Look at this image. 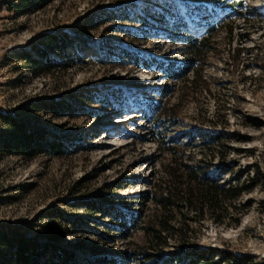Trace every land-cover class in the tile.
Masks as SVG:
<instances>
[{
    "label": "rangeland",
    "instance_id": "374dc122",
    "mask_svg": "<svg viewBox=\"0 0 264 264\" xmlns=\"http://www.w3.org/2000/svg\"><path fill=\"white\" fill-rule=\"evenodd\" d=\"M4 2L0 142L11 121L67 151L29 159L0 147V264L25 241L40 264H183L195 259L189 252L209 250L213 262L264 264V0H53L27 15L1 9ZM214 21L204 83L183 86L192 69L168 79L171 62L186 65L182 38L201 37ZM164 98L177 120L165 141L222 133L225 163L213 161L220 183L253 188L236 201L237 225L234 211L225 224L188 213V242L171 239L149 263L135 253L147 240L143 221L126 232L117 218L140 213L145 221L155 209L145 196L167 180L152 109ZM196 143L185 164L202 157Z\"/></svg>",
    "mask_w": 264,
    "mask_h": 264
},
{
    "label": "trees",
    "instance_id": "16d2710c",
    "mask_svg": "<svg viewBox=\"0 0 264 264\" xmlns=\"http://www.w3.org/2000/svg\"><path fill=\"white\" fill-rule=\"evenodd\" d=\"M53 0H8L1 6L7 7L9 12L20 13L27 15L35 8H43L51 3ZM1 11V10H0ZM218 22L214 21L212 24L206 26V33L201 37H194L186 35L182 38L183 48L181 53L185 58V66L181 68L175 67V63L171 62L167 68L166 75L168 79H175L176 81L184 80L187 72H194L191 80L183 81V86L196 87L197 84L204 83L202 74L201 61L207 57L210 52H213L212 35ZM232 34V29L229 30ZM45 45H55V39L46 40ZM241 49L234 51L232 60L237 62L240 58ZM199 62L200 68H194L195 63ZM33 64L36 62L32 60ZM148 66V65H147ZM197 66V64H196ZM192 72V73H193ZM167 88L162 87L160 90ZM167 90V89H166ZM169 92L166 91L165 94ZM161 95H164L161 93ZM168 100L164 98L159 105H152L154 111V121L156 124L162 126L155 134V140L159 143L162 150L165 151L169 157L163 170L166 175V182H158L154 184V191L150 195L145 196L148 201L154 203L155 209L151 215L143 220V216L139 213L137 217L128 215H121L117 218L122 223L123 231L128 232L130 229L137 227L141 222L145 224L144 230L147 234L144 249L135 252L145 261L152 263L161 257V252L171 239H177L181 245L188 242L189 234L192 232L186 220L188 213H193L196 219H204L209 217L217 224H225V220L229 219L230 211H234L238 216L234 223H239L243 212L240 211V205L236 204L237 199L245 192L250 191L253 186L248 188H241L239 184L232 185L231 183H220L219 172L214 166L215 158L225 163L226 152L223 150L225 146L221 143L224 139L222 133H203L188 132L185 134L187 142L182 144H173L178 139H170L165 141V128L168 125H175L176 118L173 114L174 108H167ZM12 125V132L8 134L7 140L0 142L1 149L14 156L34 158L38 154H48L51 156H61L66 154V147L60 140H49L44 138L41 133L33 131L27 132L25 129L16 125L14 122H9ZM200 139L203 143H199L204 150H201L202 157L196 161V164L189 165L184 163L190 145H197ZM189 141V142H188ZM217 151L214 153V149ZM220 150V154L219 151ZM227 167H229L227 165ZM230 169V168H228ZM186 251V250H185ZM212 250L203 253L202 251H191L188 256H194L195 259L183 264H222L213 262L207 259ZM40 254L37 250H33L30 242H24L20 245L11 259L9 264H40ZM209 260V261H208ZM224 262V261H223ZM173 264L177 260H173ZM47 264H54L48 261ZM225 264H244L241 259L229 260Z\"/></svg>",
    "mask_w": 264,
    "mask_h": 264
}]
</instances>
